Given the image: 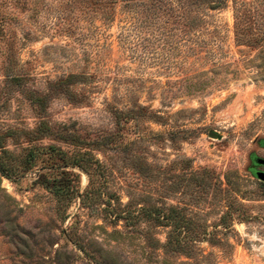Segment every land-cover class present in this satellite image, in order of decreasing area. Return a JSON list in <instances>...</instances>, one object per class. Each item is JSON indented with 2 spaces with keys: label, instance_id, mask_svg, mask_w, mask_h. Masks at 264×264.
Instances as JSON below:
<instances>
[{
  "label": "rangeland",
  "instance_id": "obj_1",
  "mask_svg": "<svg viewBox=\"0 0 264 264\" xmlns=\"http://www.w3.org/2000/svg\"><path fill=\"white\" fill-rule=\"evenodd\" d=\"M34 1L0 0V264H264V0Z\"/></svg>",
  "mask_w": 264,
  "mask_h": 264
},
{
  "label": "trees",
  "instance_id": "obj_2",
  "mask_svg": "<svg viewBox=\"0 0 264 264\" xmlns=\"http://www.w3.org/2000/svg\"><path fill=\"white\" fill-rule=\"evenodd\" d=\"M71 2H76L78 7L83 11V12H89L91 14H97L98 18H100L101 21H110L113 18L114 12H115V7L119 4L121 8L128 9L133 5L134 3H141L144 4L147 9H149V5L152 6L151 12L155 13L156 10L158 11L161 6L160 4L163 3V0H68ZM15 3H20V6L25 9H30L32 12H36V1L34 0H15ZM216 4L210 3V7H213ZM129 10V9H128ZM72 73L69 74L71 76ZM32 157L29 156L25 157L28 160ZM4 167L0 164V171L3 172ZM10 225L13 226L12 223ZM12 226H10L12 228ZM38 246L37 250L41 252L44 247H46V244L52 243L50 242V239L48 238V235H40L38 239ZM31 250L32 247H29ZM64 250L60 251L58 246H55L53 248V257H54V264H65V261H67L68 254H64ZM42 255V254H41ZM66 259V260H64ZM40 260V262H39ZM39 260L37 258L36 262L41 263L42 261H45L43 257H39ZM38 263V264H39ZM48 264H51L48 262Z\"/></svg>",
  "mask_w": 264,
  "mask_h": 264
},
{
  "label": "water",
  "instance_id": "obj_3",
  "mask_svg": "<svg viewBox=\"0 0 264 264\" xmlns=\"http://www.w3.org/2000/svg\"><path fill=\"white\" fill-rule=\"evenodd\" d=\"M254 161L256 162H263L264 163V157H256L254 158ZM255 175L260 178V179H263L264 180V173L262 171H255Z\"/></svg>",
  "mask_w": 264,
  "mask_h": 264
},
{
  "label": "flooded vegetation",
  "instance_id": "obj_4",
  "mask_svg": "<svg viewBox=\"0 0 264 264\" xmlns=\"http://www.w3.org/2000/svg\"><path fill=\"white\" fill-rule=\"evenodd\" d=\"M256 157H263V156H254V158H256ZM255 164H257L258 167L254 168V174H255V171H262L264 173V163L263 162H259V161L258 162L255 161ZM258 179L261 180V181H264L263 179H260V178H258Z\"/></svg>",
  "mask_w": 264,
  "mask_h": 264
}]
</instances>
